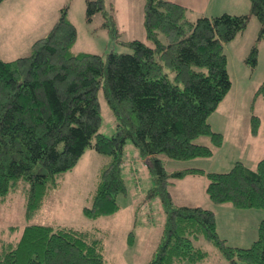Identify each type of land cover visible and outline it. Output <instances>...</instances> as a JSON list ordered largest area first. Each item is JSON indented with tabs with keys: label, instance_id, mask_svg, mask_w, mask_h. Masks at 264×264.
<instances>
[{
	"label": "trees",
	"instance_id": "obj_1",
	"mask_svg": "<svg viewBox=\"0 0 264 264\" xmlns=\"http://www.w3.org/2000/svg\"><path fill=\"white\" fill-rule=\"evenodd\" d=\"M68 9V4L61 8L58 20L32 43L29 54L11 59L0 55V202L24 187L25 215L31 218L60 186L64 173L94 147L111 159L84 213L92 218L114 214L120 209L118 194L128 189L123 165L131 140L149 161L154 185L147 196L160 197L166 210L159 243L147 264L203 261L209 251L195 243L202 236L229 264H264V219L251 246L230 245L220 236L214 205L178 204L171 190L177 178L204 174L213 203L264 208V156L255 166L238 159L227 171L198 166L170 170L162 156L207 157L223 145L224 133L214 130L209 118L232 86L224 43L256 15L261 26L246 60L257 62L258 42L264 39V0H250L246 13L197 18L174 0H144L150 43L122 40L132 50L106 53L74 50L78 32ZM97 12L103 14L102 26L110 36L120 39L114 5L87 0L86 19L92 21ZM101 89L117 120L112 135L100 131ZM260 94L264 81L256 91ZM260 121L252 115L254 134ZM204 135L210 144L196 141ZM17 229L11 225L8 231ZM100 231L27 223L16 239L0 233V264H108ZM135 238L132 229L128 244Z\"/></svg>",
	"mask_w": 264,
	"mask_h": 264
},
{
	"label": "rangeland",
	"instance_id": "obj_2",
	"mask_svg": "<svg viewBox=\"0 0 264 264\" xmlns=\"http://www.w3.org/2000/svg\"><path fill=\"white\" fill-rule=\"evenodd\" d=\"M184 1L188 3L192 18L202 14L217 15L223 11L240 14L250 9V0ZM105 3L108 6L112 3L115 7L121 40L110 36L107 28L102 26L104 16L101 12L94 14L92 21L86 19L87 0H3L0 3V54L5 59L29 54L32 43L48 33L58 20L61 8L67 4L69 16L78 32L75 51H130L132 49L122 40L136 38L150 43L143 23L144 0H105ZM260 26L258 17L253 15L244 31L224 43L232 86L209 118L213 129L224 133L223 145L207 157L176 159L162 155L168 169L198 166L207 171H227L238 159L255 166L257 160L264 156V94L256 96L264 81V39L258 42L257 62L246 60ZM99 98L102 114L100 131L112 135L117 120L102 89ZM253 114L259 115L261 120L257 134L251 129ZM196 141L210 144V138L205 135ZM110 159L108 154L88 147L77 164L64 173L60 186L51 191L41 209L31 218L25 215V188L20 186L6 201L0 202V233L16 239L27 223L64 224L90 230L100 228L108 264H147L159 243L166 210L160 197L148 198V191L154 185L149 161L140 156L131 140L125 146L123 165L128 189L117 196L120 209L97 218L84 213V206L92 203L99 174ZM207 182L204 174L175 179L171 185L174 200L178 204L214 205L220 236L226 238L230 245L251 246L258 238L264 208L238 207L231 202L213 203L206 190ZM11 225H18L19 230L9 232ZM132 229L136 238L135 243L129 245L127 240ZM195 243L209 251L208 256L197 264H229L218 247L205 237H200ZM179 264L194 263L182 261Z\"/></svg>",
	"mask_w": 264,
	"mask_h": 264
},
{
	"label": "crops",
	"instance_id": "obj_3",
	"mask_svg": "<svg viewBox=\"0 0 264 264\" xmlns=\"http://www.w3.org/2000/svg\"><path fill=\"white\" fill-rule=\"evenodd\" d=\"M174 1H176V2H179V3H182V4H184V5H186L187 7H188V3L187 2H185L184 0H174ZM223 12H225V11H223ZM223 12H221V13H223ZM117 15V14H116ZM218 15V14H217ZM210 16V15H209ZM212 16H214V15H212ZM117 21H118V19H117ZM1 55V54H0ZM3 58H5L3 55H1ZM216 152V151H215Z\"/></svg>",
	"mask_w": 264,
	"mask_h": 264
}]
</instances>
